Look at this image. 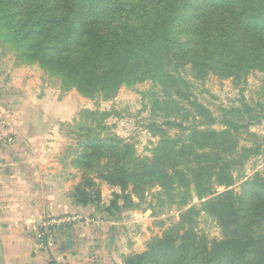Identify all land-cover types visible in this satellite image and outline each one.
Masks as SVG:
<instances>
[{"label":"trees","instance_id":"obj_1","mask_svg":"<svg viewBox=\"0 0 264 264\" xmlns=\"http://www.w3.org/2000/svg\"><path fill=\"white\" fill-rule=\"evenodd\" d=\"M0 1L3 10L10 7L7 0ZM21 7L17 21L14 16L11 21L21 27L17 38L30 43L19 50L42 68L50 55L52 61L61 56L68 86L87 98L107 100L122 86L150 81L163 97L153 103L163 106L167 116L169 106L176 111L164 125L181 132L183 139L160 133L150 160L139 164L134 158L131 164L139 165L129 168L117 161L106 179L123 192L128 184L136 190L156 182L169 203L193 188L200 207L185 208L180 223L144 252L126 257L124 264H264V173L247 180L240 194L226 190L213 195L211 190L214 183L231 186L232 172L259 153L264 138L258 142L249 134L251 146L238 147L240 132L230 121L248 114L249 105L241 102L214 116L183 75L188 66L195 79L213 73L239 83L252 69L264 71V0H26ZM216 123L223 126L212 129ZM148 128L153 134L163 132L155 122ZM121 152L126 154L128 146L117 154ZM84 181L71 198L81 207L99 201L92 181ZM114 197L109 214L122 210L119 196ZM198 211L217 223L219 240L210 242L197 232Z\"/></svg>","mask_w":264,"mask_h":264},{"label":"rangeland","instance_id":"obj_2","mask_svg":"<svg viewBox=\"0 0 264 264\" xmlns=\"http://www.w3.org/2000/svg\"><path fill=\"white\" fill-rule=\"evenodd\" d=\"M23 2L26 0H7L6 4L10 7L5 6L4 11L3 2L0 1V15L6 21L0 24V138L10 136L13 139L11 143L0 140V145L14 144L12 124L15 121L24 120L20 128L28 130L32 127V132L39 138L40 134L51 130L46 143L45 140L32 142L33 145L47 146V149H41L39 159L53 163L50 166L52 172L49 173L52 178L50 188L57 193L63 192L66 195L64 197L75 207L78 205L73 204L71 198L75 187L83 185L84 180H91L99 192V201L85 207L79 206L81 210L77 213L75 211L61 216H73L76 220L54 225L36 237L41 243L40 249L45 253V249L50 247L48 238L52 237L53 242V238L59 241L63 237L67 238L66 242L62 245L55 241L54 249L61 248V245L65 247L66 244L67 255L64 260L68 262L76 260V256L83 258L81 264H124L126 257L144 252L152 240L180 223L185 208L200 207L198 204L201 200L197 199L193 188L169 203L160 196L161 186L156 182L136 190L128 184L123 192L119 186H114L106 179L117 161L124 168H129L133 163L139 165L150 160L160 133L183 139L181 132L175 128L167 129L164 125L166 119L176 116V111L169 106L168 114L171 115L167 116L163 106L158 107L153 103L154 100L162 101L163 97L159 87L150 81L122 86L114 97L107 100L87 98L77 87L68 86L65 71H62L61 56L52 61L53 55H50L46 68L31 61L28 52L19 50L22 46H28L30 40L17 38L21 27L11 21L13 16L16 21L19 18ZM187 67L183 75L192 83L193 94L214 116H219L223 110L240 106L241 102L249 105L251 110L248 114L239 120L230 121L231 127L240 132L238 147L251 146L253 136L249 134L257 136L256 140L261 142L264 138V71L252 69L244 82L241 79L235 83L232 77L213 73L203 79H195ZM45 112L51 118L48 124L42 123L41 117L35 123L31 121L38 114L44 117ZM152 122L159 124L163 132L151 133L148 126ZM188 124L189 121L184 122V125ZM221 126L223 124L216 123L210 127L220 129ZM124 146H128V152L117 154ZM8 155L11 157L10 153ZM134 158L140 161L139 164L137 161L131 164L130 160ZM263 173L262 144L258 154L251 156L242 168L232 172L231 186L226 188L214 183L211 190L213 195L226 190L240 194L247 180ZM44 187L37 186L36 189L42 191ZM88 191L92 192L89 188ZM115 194L119 196L116 201L122 210L120 213L113 210L114 213L109 214L106 211L111 201L115 200ZM125 194L129 196L128 201L123 199ZM181 200L185 201L184 206L180 205ZM194 218L197 232L208 241L222 237L221 229L210 216L198 211ZM59 219L60 216L51 218L56 222ZM78 224L80 231H83L84 241L75 233ZM56 262L49 253L44 264Z\"/></svg>","mask_w":264,"mask_h":264},{"label":"crops","instance_id":"obj_3","mask_svg":"<svg viewBox=\"0 0 264 264\" xmlns=\"http://www.w3.org/2000/svg\"><path fill=\"white\" fill-rule=\"evenodd\" d=\"M46 113L44 117H42L43 114L35 115L31 121L35 123L38 117H41V122L48 124L51 118ZM13 123L14 144L0 145V248L2 253L0 264H44L49 253L57 264H81L82 257L75 256L76 260L73 262L64 260L67 255L65 249L67 245L63 247L62 243H65L67 238L61 237L59 241L58 238H53L52 242V237L51 239L47 237V243L50 246L45 249L47 253L40 249L41 243L36 238L50 228L47 223L52 217H61L81 210V207L71 205L63 192L57 193L50 188L52 178L49 173L52 172L50 166L53 163L39 159L41 149H47V146L32 144L40 140H45L46 143L51 130L40 134L39 138V135L32 132L31 125L28 130L20 128L21 123H25L24 120ZM37 186L45 187L44 190L38 191ZM77 228L76 231L74 230L75 233L77 232V237H82L81 240L84 241V234L80 231L79 224ZM75 233L74 236H76ZM55 241L62 244L61 248L54 249Z\"/></svg>","mask_w":264,"mask_h":264},{"label":"built area","instance_id":"obj_4","mask_svg":"<svg viewBox=\"0 0 264 264\" xmlns=\"http://www.w3.org/2000/svg\"><path fill=\"white\" fill-rule=\"evenodd\" d=\"M0 140H3V141H6L8 143H11L12 142V138L10 136H4L3 139L0 138ZM73 220H76L74 219V217H60V219L58 220V222L56 221H52L51 219L48 220V223H47V226L49 227H52L54 225H60L61 223H65V222H70V221H73Z\"/></svg>","mask_w":264,"mask_h":264},{"label":"water","instance_id":"obj_5","mask_svg":"<svg viewBox=\"0 0 264 264\" xmlns=\"http://www.w3.org/2000/svg\"><path fill=\"white\" fill-rule=\"evenodd\" d=\"M0 256H2V253H1V248H0Z\"/></svg>","mask_w":264,"mask_h":264}]
</instances>
